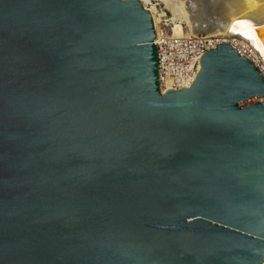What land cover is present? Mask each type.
Here are the masks:
<instances>
[{
    "label": "water",
    "instance_id": "obj_1",
    "mask_svg": "<svg viewBox=\"0 0 264 264\" xmlns=\"http://www.w3.org/2000/svg\"><path fill=\"white\" fill-rule=\"evenodd\" d=\"M155 41L139 0H0V264H264V78L222 44L163 94Z\"/></svg>",
    "mask_w": 264,
    "mask_h": 264
},
{
    "label": "bare ground",
    "instance_id": "obj_2",
    "mask_svg": "<svg viewBox=\"0 0 264 264\" xmlns=\"http://www.w3.org/2000/svg\"><path fill=\"white\" fill-rule=\"evenodd\" d=\"M139 1L151 13L157 34L167 18L175 36L235 37L239 43L252 47L264 66V28L258 29L264 24V0ZM158 3L164 6L163 10L158 9Z\"/></svg>",
    "mask_w": 264,
    "mask_h": 264
},
{
    "label": "built area",
    "instance_id": "obj_3",
    "mask_svg": "<svg viewBox=\"0 0 264 264\" xmlns=\"http://www.w3.org/2000/svg\"><path fill=\"white\" fill-rule=\"evenodd\" d=\"M160 33H156L155 44L158 49L159 80L163 94L168 90L189 89L195 82L199 71L196 70L199 60L205 54L217 49V45L231 46L239 56L250 61L264 78V66L250 46L239 43L237 38L208 37L205 35L175 36L168 33L167 24L163 23ZM259 99L257 102H262Z\"/></svg>",
    "mask_w": 264,
    "mask_h": 264
},
{
    "label": "rangeland",
    "instance_id": "obj_4",
    "mask_svg": "<svg viewBox=\"0 0 264 264\" xmlns=\"http://www.w3.org/2000/svg\"><path fill=\"white\" fill-rule=\"evenodd\" d=\"M155 4H157V3H155ZM159 4V3H158ZM158 9L159 10H163L164 9V6L162 5V4H159V7H158ZM167 16H168V14H167ZM168 21V19L167 18H164L163 19V23H165V24H167V28H164L165 30H167L168 31V33H171V31H174V29H173V24L172 23H168L167 22ZM163 23H161V24H163ZM164 25H160V27H163ZM181 28H183V31H187L186 30V27L184 26H182ZM258 100H254L253 102H257Z\"/></svg>",
    "mask_w": 264,
    "mask_h": 264
}]
</instances>
